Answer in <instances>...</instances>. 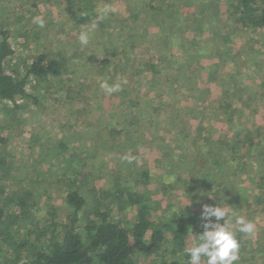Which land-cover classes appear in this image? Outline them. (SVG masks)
<instances>
[{
	"label": "rangeland",
	"instance_id": "rangeland-1",
	"mask_svg": "<svg viewBox=\"0 0 264 264\" xmlns=\"http://www.w3.org/2000/svg\"><path fill=\"white\" fill-rule=\"evenodd\" d=\"M208 2L180 0L169 17L163 0H0V32L15 48L5 66L24 72L45 52L63 69L34 78L17 107L0 99V188L3 196L31 192L25 212L14 199L0 200V264H11L17 252L27 258L19 242L48 243L41 235L62 227L70 189L87 198L79 230L95 205L132 226L135 211L118 212L120 186L146 195L154 225L174 213L195 216L186 247L204 230L203 206L223 204L255 224L252 235L241 234L234 264H264V141L239 165L225 147L245 143L260 127L264 133V35L238 25L225 1L213 4L215 11ZM81 13L84 23L75 18ZM37 16L43 28L33 23ZM93 25L82 46L81 30ZM118 78L128 81L121 91L100 88ZM166 234L171 241L174 230ZM135 260L155 264L153 255Z\"/></svg>",
	"mask_w": 264,
	"mask_h": 264
},
{
	"label": "trees",
	"instance_id": "trees-1",
	"mask_svg": "<svg viewBox=\"0 0 264 264\" xmlns=\"http://www.w3.org/2000/svg\"><path fill=\"white\" fill-rule=\"evenodd\" d=\"M219 1L222 0H210L209 8L215 11L213 4H218ZM223 1L235 7L236 12L230 14L235 17L238 25L251 29L255 34L263 33L264 35V0ZM179 3L180 0H163L162 10L170 13L169 17H173ZM165 15L168 16V14ZM86 17L82 13L75 16L79 23H84ZM194 28L201 29L202 27L197 22ZM223 37L226 42L231 40L228 33H225ZM14 53L15 48L10 42L8 32L2 30L0 32V99L17 107L18 99L30 96L28 85L34 78L45 80L51 75L58 76L62 74L63 69L59 60L50 58L47 53L41 52L26 65L24 72L19 73L14 68L10 69L5 66V60ZM221 53V51L216 52L218 56H221ZM215 65L219 66L220 63L217 62ZM262 130L260 127L258 134L250 135L245 143L241 140L226 143L225 147L232 151L230 162L233 165L243 163L252 148L263 143ZM4 140L0 138L1 142ZM191 159L194 160V158ZM4 162L5 158H0V168L4 167ZM142 175L146 183L151 178L148 171H144ZM262 179L264 180V176ZM193 189L191 186L189 191ZM30 193L13 190L3 196L5 189L0 188V200L14 199L15 203L25 212L29 204ZM115 197L119 202V214L122 213L123 216L125 211H135L136 220L132 226L124 224L122 218L113 217L110 207L102 210L95 205L94 217L87 218L84 231L79 230L78 223L87 205V198L78 189H70L65 196V202L70 211L65 221L62 222V227L58 230L52 228L49 233H43L41 237H47L48 243L40 248H36L31 243L27 248L23 242H19L15 245L17 250L21 251L26 248V253L29 255L23 259L22 252H17L15 257L10 259L11 264H137L135 260L137 254L153 255L155 264H188L189 258L184 252L187 240L185 235L197 223L195 216L190 215L184 219L183 214L174 213L168 221H159L154 225L151 218L154 206L149 203L146 195L135 194L129 186H120L116 188ZM1 214L2 209L0 208ZM169 228L174 230V237L171 241L168 240L166 234ZM169 242L173 244L170 252L174 258L171 259L166 258ZM163 246L166 247L161 250Z\"/></svg>",
	"mask_w": 264,
	"mask_h": 264
},
{
	"label": "clouds",
	"instance_id": "clouds-1",
	"mask_svg": "<svg viewBox=\"0 0 264 264\" xmlns=\"http://www.w3.org/2000/svg\"><path fill=\"white\" fill-rule=\"evenodd\" d=\"M110 11V8L104 9L105 13ZM33 23L41 28L45 26L44 19L39 16L33 18ZM94 28L95 25L81 30L78 40L82 46L89 44ZM127 82L126 78H118V82L114 84L104 80L100 82V88L106 94L111 95L121 91ZM200 218L203 221V232L197 237V243L194 246L184 249L189 258L188 264H205V262L206 264H234L239 259L240 234L252 235L255 231L254 222L242 215H237L235 211L230 212L221 203L216 206L205 204ZM230 218H234L235 224L239 225L238 229L233 228ZM222 219L223 223L220 222Z\"/></svg>",
	"mask_w": 264,
	"mask_h": 264
}]
</instances>
